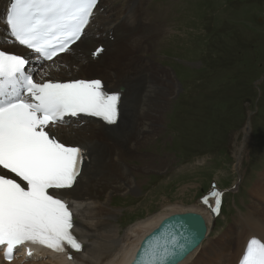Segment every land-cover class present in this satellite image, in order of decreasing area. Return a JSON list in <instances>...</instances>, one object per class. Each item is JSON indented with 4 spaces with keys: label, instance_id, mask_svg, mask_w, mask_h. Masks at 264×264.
I'll return each instance as SVG.
<instances>
[{
    "label": "rangeland",
    "instance_id": "374dc122",
    "mask_svg": "<svg viewBox=\"0 0 264 264\" xmlns=\"http://www.w3.org/2000/svg\"><path fill=\"white\" fill-rule=\"evenodd\" d=\"M104 1L115 17L131 0ZM141 6L166 28L151 37L153 21H140V34L122 53L158 65L169 83L163 111L147 121L159 130L134 142L125 159L129 187L115 183L110 205L119 210V233L168 206L203 210L198 200L215 188L224 191L223 206L210 236H220L252 209L249 191L264 169V0H144ZM242 237L235 229L224 263Z\"/></svg>",
    "mask_w": 264,
    "mask_h": 264
},
{
    "label": "snow or ice",
    "instance_id": "6c2138e0",
    "mask_svg": "<svg viewBox=\"0 0 264 264\" xmlns=\"http://www.w3.org/2000/svg\"><path fill=\"white\" fill-rule=\"evenodd\" d=\"M96 4L97 0H12L5 18L11 42L37 54L38 60L52 61L72 51ZM29 63L22 53L0 50V246L8 261L26 243L57 253L65 252L66 246L81 250L71 232L73 214L56 190L73 188L84 152L60 142L53 129L68 123L66 117L81 116L117 125L122 101L120 91H105L99 79L37 82L32 71H26ZM209 197L215 200L211 211L219 214L222 193L213 188L202 199L205 205ZM202 238V222L165 223L141 246L133 264H179ZM240 264H264V242L251 238Z\"/></svg>",
    "mask_w": 264,
    "mask_h": 264
},
{
    "label": "bare ground",
    "instance_id": "6f19581e",
    "mask_svg": "<svg viewBox=\"0 0 264 264\" xmlns=\"http://www.w3.org/2000/svg\"><path fill=\"white\" fill-rule=\"evenodd\" d=\"M8 1L0 0V45L25 54L31 65L36 59L34 53L8 42L9 30L3 22ZM143 1H128L123 11L114 17V7L106 4L104 0H99L84 35L71 45L72 51L54 57L52 61L37 67L34 73L37 80L99 79L105 91L121 92L122 101L117 125H107L92 117L81 116L79 120L67 118L68 123L53 129L60 142L66 146L79 145L84 152L81 173L73 188L57 191V195L67 199L70 204L73 214L71 232L82 243L81 250L53 253L37 248L39 256L35 258L16 255L11 262L0 259V264H128L141 239L150 233L162 218L171 213L189 210L202 215L207 231L204 240L179 264H205L208 257L214 260L209 264H236L247 238L255 236L264 242V169L249 191L252 209H247L241 214L239 220L229 225L226 232H222L220 236H210L212 217L209 214V205L214 202L213 198H209L208 205L203 203V210L198 206H168L119 233L116 219L119 210L110 205L112 193L116 191L115 183L118 182L123 189L129 187L130 168L125 159L133 155L131 152L134 142L143 144L142 137H149L154 129L159 130L158 125L155 127L147 121L163 111L162 88L164 89L165 82L169 83L167 76L164 78L165 75H160L162 69L158 65L140 56L127 57L122 53L127 44L132 43V39L140 34L135 32V26L140 25V21L146 23L145 19H150L148 10L141 6ZM102 5L106 8L102 9ZM146 28L144 31L147 33ZM165 28L164 24L153 21L150 28L153 35L150 36H159ZM87 33L89 39H85ZM101 45L104 46L101 48ZM97 48L102 51L94 55L93 52ZM145 48L141 46L143 51ZM93 56H97L96 59ZM30 67L34 69L36 66ZM91 71H98L100 74H85ZM156 118L158 119L157 116ZM142 120L144 123H141ZM250 126L248 121L243 127L245 136ZM7 175L12 177L9 173ZM237 228L243 230V237L237 241L231 253L230 263H224V251L230 250L234 230ZM217 247L222 249L219 255L216 253Z\"/></svg>",
    "mask_w": 264,
    "mask_h": 264
},
{
    "label": "water",
    "instance_id": "95a60500",
    "mask_svg": "<svg viewBox=\"0 0 264 264\" xmlns=\"http://www.w3.org/2000/svg\"><path fill=\"white\" fill-rule=\"evenodd\" d=\"M251 115V112H249V116ZM249 116H248V119L247 121H249ZM186 214H192L191 216L189 215H186ZM176 221H180L181 223H184V222H187L188 224H192V223H201L202 222V231H203V238L200 240L199 244L201 243V241L204 239L205 237V233H206V224H205V221H204V218L202 217V215H200L199 213H196V212H192V211H184V212H175V213H171L167 216H165L164 218H162L159 222V224L155 227L152 228V231L148 234H146L140 241L139 243V246L137 247L136 249V252L132 258V260L130 261V264H133V260L134 258L137 256L141 246L145 243V241H147L150 237L154 236V235H157L160 233L161 231V226L165 223H168V222H171V223H175ZM198 244V245H199ZM197 245V246H198ZM196 246V247H197ZM195 247V248H196ZM194 248V249H195ZM193 249V250H194ZM192 250V251H193ZM191 251V252H192ZM191 252H189L187 255H189ZM186 255V256H187ZM185 256V257H186ZM184 257V258H185ZM183 258V259H184ZM181 259L180 262L183 260Z\"/></svg>",
    "mask_w": 264,
    "mask_h": 264
}]
</instances>
